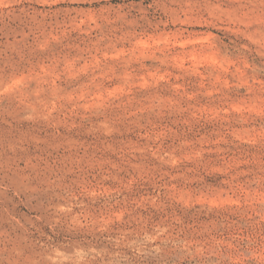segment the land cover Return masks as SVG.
<instances>
[{
  "label": "rangeland",
  "instance_id": "1",
  "mask_svg": "<svg viewBox=\"0 0 264 264\" xmlns=\"http://www.w3.org/2000/svg\"><path fill=\"white\" fill-rule=\"evenodd\" d=\"M0 264H264V0H0Z\"/></svg>",
  "mask_w": 264,
  "mask_h": 264
}]
</instances>
